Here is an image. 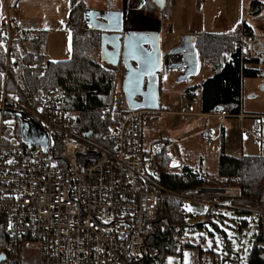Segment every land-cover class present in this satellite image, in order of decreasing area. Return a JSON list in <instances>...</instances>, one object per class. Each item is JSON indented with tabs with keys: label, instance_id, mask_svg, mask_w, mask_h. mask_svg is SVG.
Wrapping results in <instances>:
<instances>
[{
	"label": "built area",
	"instance_id": "2783aa9c",
	"mask_svg": "<svg viewBox=\"0 0 264 264\" xmlns=\"http://www.w3.org/2000/svg\"><path fill=\"white\" fill-rule=\"evenodd\" d=\"M236 34L244 46V24ZM15 35L7 13L0 25V254L6 260L10 255L19 264H141L164 199L179 201L181 215L187 216L185 204L195 203L206 205L212 216L243 198L239 187L206 173L198 177L200 186L179 193L161 187L155 180L158 157L168 150L171 173H178L179 160L173 142L145 147L146 111L132 112L111 126L103 135L104 145L94 135L85 138L78 120L63 107V86L29 89ZM249 58L242 52V60ZM10 110L39 124L48 134V145L23 142L20 121ZM213 118H250L255 124L246 132L256 137L264 126V114L221 110L204 115L205 139L211 136ZM256 204L244 210H256L257 245L264 249V196ZM184 253L189 254L187 264H224L196 248L167 255L161 264H170L169 258L171 264L176 259L184 264Z\"/></svg>",
	"mask_w": 264,
	"mask_h": 264
},
{
	"label": "trees",
	"instance_id": "16d2710c",
	"mask_svg": "<svg viewBox=\"0 0 264 264\" xmlns=\"http://www.w3.org/2000/svg\"><path fill=\"white\" fill-rule=\"evenodd\" d=\"M148 3V0H144L142 4V10L145 12H151ZM159 7L162 18L166 21L171 10L170 1L163 0ZM87 10V0H71L67 28L72 34V56L67 61L52 62L47 59L43 52L46 42L44 33L22 32L20 39L16 36L14 45L16 50L19 43L26 49L23 54V66L29 89L35 92L49 91L63 86L67 91L63 107L67 112L76 115L80 133L92 132V139L104 145L103 135L114 125L113 122L124 115L127 116L130 111L122 108V92L118 90L121 73L107 69L100 59L101 33L87 30L84 26V13ZM248 12L260 16L264 12V3L253 1ZM244 26L245 37L253 38L252 27L246 23ZM239 42L240 38L235 34L203 33L197 38V50L204 61L212 64L214 75L203 81L200 86L187 90L186 97L190 103H194V92L201 89L202 114L217 112L220 108L231 114H240V96L244 80L258 78L262 74L261 70L255 69L262 60L261 56L242 60ZM1 53L2 51L0 57ZM161 142L153 145L157 146ZM170 161L168 150L162 151L158 157L155 178L161 187L179 193L201 185L198 177L205 174L204 172L182 166L180 173H171L168 170ZM215 177L225 178L227 185L242 190L243 198L232 201L231 206L242 209L256 208V200L264 196V157L235 158L227 155L223 146L218 161V175ZM181 205L176 199H164L160 214L148 232L147 251L141 264H161L167 255L182 253L184 249L189 248L200 249L203 253L214 256L212 251L191 246L184 240L188 218L179 214ZM247 225L243 222L239 227L242 229ZM223 238L226 250L231 251L225 235ZM259 239L260 235L256 233L248 264H264V249L257 245ZM214 257L218 263L228 264L230 261L226 255L223 260L219 254ZM2 264H19V259L8 255Z\"/></svg>",
	"mask_w": 264,
	"mask_h": 264
},
{
	"label": "rangeland",
	"instance_id": "374dc122",
	"mask_svg": "<svg viewBox=\"0 0 264 264\" xmlns=\"http://www.w3.org/2000/svg\"><path fill=\"white\" fill-rule=\"evenodd\" d=\"M207 1H210V5L212 4V6L215 7L214 14L210 15L208 14L209 10L207 4L204 8V18L209 22L213 21L212 26L208 28L209 31L213 34H220L228 33L232 29L236 28L234 30L235 34L237 29L242 24L246 23L248 26L252 27L254 37L250 39L245 38V45L243 48L249 53L250 57H256L257 55H255L253 51L254 48L259 47L261 50L263 47L262 45H264V12L260 16H254V14L248 12V8L253 1H260L264 3V0ZM11 2L12 0H10V3ZM148 2V6H150L149 10L151 12H156L158 7L156 6L155 0H148ZM87 3L88 10L95 11H119L122 10L123 7H127L124 0H87ZM130 18L131 15H129L128 18L129 21ZM237 19H240L238 26L236 24ZM55 39L56 36L52 34L49 38L47 46L48 53L54 52L53 50H58L59 48L64 49L60 45L55 44ZM71 45L72 43H69L70 52L66 48L69 56L66 57L64 61L71 58ZM163 47H165L164 49H167L165 45ZM0 51L2 50L0 49ZM25 51L26 49L23 44L19 43L18 52L23 55L25 54ZM63 52L65 53L66 51ZM263 59L264 57H262L260 64H258V68L261 69L262 73H264ZM103 65L107 69L119 71L122 74L118 90L122 92V108L126 110L127 107L124 102V94L122 91L124 69H119V67L113 68L105 63H103ZM201 67L202 69L199 75L196 76L195 80H191L190 83L181 81L176 84L173 79L164 82L163 90L160 92L159 110L163 108H170L169 111L174 112H179V109H181L187 113H191V115L198 113V107L196 104L198 99L194 103L195 109L190 110L189 112V108L187 107L188 102L186 98V90L196 82L198 83V81H201L212 74L211 65H207L202 62ZM245 88L248 89V86ZM251 94H254V96L252 98H248ZM199 95L200 94L198 93V96ZM249 95H246V101L253 99L264 100V93H262L260 89H257V91L254 90V92ZM159 110L156 112L151 111L146 114L144 130L145 147H154L155 145L153 144L158 142V140L162 142L169 140L175 143V152L178 149L182 163L185 166H189L194 171H202L210 176H216L218 173V160L223 146L228 147L227 154H232V156H239L241 149L240 145L244 146L246 152L245 154L247 156H264V145L260 144V142L263 141L258 139V137L264 139V126H262L258 137L251 136L244 131H235L236 140L234 141L231 137L226 139V137L221 133L222 125L226 126L228 123H232L229 122V118H214L211 120L210 124L211 136L209 139H205L203 135L200 134L203 131L204 126L202 124V118L199 115H168L166 111L160 112ZM73 115L76 117L75 114ZM125 116L126 115L117 119L113 122V124L124 120L127 117ZM236 127L238 128V125H236ZM245 127L247 130H251L250 128L252 126L249 128L245 125ZM184 209L188 218L184 231V240L187 243L191 246L199 247L202 250H210L214 253V256L218 257L219 254L221 260L225 258V255L228 256V259L230 260L228 264H248L254 237L259 231V217L257 216L256 210H244L240 207L237 208L230 205L227 206V208H222L215 215L209 216L207 206L203 204L187 203L184 205ZM243 222H246L248 225L246 228L241 229L239 225ZM229 232L232 233L231 238L228 236ZM224 235L228 241L229 247L231 248V252L235 253L237 256H231L228 254L223 241ZM217 238L220 240L219 246L216 243ZM233 240H235V244H233ZM209 241H211V247H209ZM173 262L179 264V260L177 259L173 260Z\"/></svg>",
	"mask_w": 264,
	"mask_h": 264
},
{
	"label": "crops",
	"instance_id": "0c3cea01",
	"mask_svg": "<svg viewBox=\"0 0 264 264\" xmlns=\"http://www.w3.org/2000/svg\"><path fill=\"white\" fill-rule=\"evenodd\" d=\"M15 1L16 0H12V2L10 3V0H0V25L3 23L8 13V15L10 16L13 22V25L16 27L17 39H20L22 32L23 33L32 32L35 34L44 33L46 36V42L44 45L43 52L47 57V59L52 62L64 61L66 57L69 56L68 55L69 43H72V34L70 30L67 28V22L69 20V16L71 12V0H17L16 2ZM169 1H170L171 10L169 15L167 16L166 21L163 20L161 15L162 12H160L159 9H157L156 12H145L144 10H142V4L144 0H124V3H126L127 7L125 6L122 8V10H124L125 8L124 14L126 20L128 19L129 15H131L129 23L132 25V27H130V29L128 28L129 30L127 29V31L160 33L161 47L164 53H172L184 47L185 43H188L190 41L194 42V50L196 53L193 63L195 65V68L190 69L188 62L186 63L183 70L181 68L179 69L178 67L168 68L169 69L167 74L168 78L167 77L164 78L160 92H162L163 90L164 82L170 79H173L176 84H178V82L181 81L185 83H190L191 80H195L196 76H198L199 73L201 72L202 62L212 66L211 63H208L202 59L200 52H198L197 50L196 41L197 38L203 33L213 34L208 29L210 26H212L213 21L209 22L204 18V8L207 4L209 10L208 14L210 15V14H214L215 7H213L212 4L210 5V1L208 2L207 0H169ZM239 23H240V19H237L236 20L237 26L239 25ZM235 29H232L230 31L231 33L230 32L220 33V35L221 34L233 35ZM52 34L56 36L55 44L60 45L64 49L59 48L58 50H53L54 52L48 53L47 46L49 43V38ZM164 45L167 47V49H164L165 48L163 47ZM63 51L66 52L64 53ZM176 54L178 53H175V55ZM196 57L198 59V63H196ZM188 69L190 72L185 73V70L188 71ZM255 69L261 70L258 68V66ZM211 72L212 74L209 77L201 81H198V83L196 82L191 87H188L187 90H190L193 87L200 86L203 83V81L212 77L214 75L213 66L211 67ZM263 83H264V77H262V75H260V77L258 78H251L244 80L243 89H242V99H241L242 107L240 111L244 115L264 114V100L253 99L250 101H246V95L253 93L254 90L257 91V89H259V87ZM247 86L248 89L245 88ZM198 93L200 94L199 95L200 97L198 96ZM194 95H195L194 103L198 99V102L196 103L198 107L197 114L191 115V113H187L181 109H179V112L169 111L170 108H163L160 109L159 111L160 112L166 111L168 115H173V114H179L182 116L199 115L202 118V124H203L204 121L203 117L206 114H202L201 111V105H202L201 89H197L194 92ZM253 96L254 94H251L248 96V98H252ZM187 102H188L187 107L189 108V112L190 110H194L195 109L194 103H190L188 99ZM219 110L221 111L222 108H220ZM217 119H221V118H217ZM229 122L232 123H228V125L226 126L224 125L221 126V133L226 137V139H229L231 137L234 141L236 140L235 131L240 130L241 132L242 131L246 132L247 128L245 127V125L249 128L252 126L250 128L252 129L255 124V121H253L250 118H245L244 120H241L239 118L238 119L234 118V119H229ZM236 125H238V128L236 127ZM166 141L171 142L169 140ZM260 144L264 145V139L263 142H260ZM240 147L241 149L239 152L240 153L239 156H232V154L230 155L227 154L228 147H225L226 154L235 158H241L244 156L258 157V156H247L245 154L246 152L244 146L240 145ZM176 157L179 160L178 162L179 165L178 173H179L182 170V166L185 165L180 160L178 149L176 150Z\"/></svg>",
	"mask_w": 264,
	"mask_h": 264
},
{
	"label": "water",
	"instance_id": "95a60500",
	"mask_svg": "<svg viewBox=\"0 0 264 264\" xmlns=\"http://www.w3.org/2000/svg\"><path fill=\"white\" fill-rule=\"evenodd\" d=\"M155 2L162 3L163 0ZM124 13V10H87L84 13L85 28L102 32L101 61L114 68L121 66L124 69L122 91L127 108L130 111L158 110L162 82L169 71L167 66L163 67L160 33L126 32ZM262 46L261 51L264 50V45ZM261 75L264 77V73ZM259 89L264 93V83ZM137 98H141V101ZM10 113L20 119L23 142L43 147L48 145V134L39 124L25 113ZM92 135L90 132L84 134V137L89 138ZM228 254L237 256L233 252ZM5 260L6 256L1 255L0 263Z\"/></svg>",
	"mask_w": 264,
	"mask_h": 264
},
{
	"label": "flooded vegetation",
	"instance_id": "af4514ba",
	"mask_svg": "<svg viewBox=\"0 0 264 264\" xmlns=\"http://www.w3.org/2000/svg\"><path fill=\"white\" fill-rule=\"evenodd\" d=\"M157 1H159V0H157ZM157 3H156V6L158 7L159 3L158 4ZM124 12H125V8H124ZM129 22H130L129 19H127V20L125 19V23H126L125 30H126V32H127L128 28L130 29V27H132V25ZM127 24H128V26H127ZM128 32H130V31H128ZM100 33L102 35V32H100ZM253 51H254L255 55H260L261 59H262V57H264V50L261 51L259 49V47L254 48ZM162 53L164 56L163 57V67H165V66H168V68L178 67L179 69L181 68L183 70L186 63L188 62L190 69L195 68V65L193 62H194L196 52L194 50V42H192V41L185 43L184 47L175 51L174 54L173 53H164L163 51H162ZM175 53H178V54L175 55ZM119 69H123V68L120 66ZM186 72L187 73L190 72L189 69H188V71L185 70V73ZM123 76H124V72H123ZM137 100L141 101V98H137ZM159 105H160V103H159Z\"/></svg>",
	"mask_w": 264,
	"mask_h": 264
},
{
	"label": "bare ground",
	"instance_id": "6f19581e",
	"mask_svg": "<svg viewBox=\"0 0 264 264\" xmlns=\"http://www.w3.org/2000/svg\"><path fill=\"white\" fill-rule=\"evenodd\" d=\"M84 26H85V24H84ZM235 35L236 36H238L236 33H235ZM15 37H16V35H15ZM15 37H14V39H15ZM239 44H240V42L238 43V47H240L241 48V50H242V52H244L245 50H244V48H243V46H239ZM101 45V44H100ZM1 48V47H0ZM2 50V49H1ZM17 52H18V50H16ZM21 54V53H20ZM22 55V54H21ZM250 56V55H249ZM104 63V62H103ZM106 64V63H105ZM106 65H108V64H106ZM108 66H110V65H108ZM112 67V66H111ZM114 68V67H113ZM123 82V81H122ZM241 99H242V95L240 96V101H241ZM127 107V106H126ZM159 108H160V105H159ZM127 110H129L128 108H127ZM159 110V109H158ZM11 111V110H10ZM10 111H9V113H10ZM130 111V110H129ZM139 111H146V112H151V111H157V110H139ZM16 112V111H15ZM132 112H138V111H130V113H132ZM19 113H22V112H19ZM129 113V114H130ZM11 114V113H10ZM12 116H14V117H16L19 121H20V119L17 117V116H15V115H12ZM72 116H74L73 114H72ZM75 117V116H74ZM76 118V117H75ZM77 119V118H76ZM20 124H21V122H20ZM86 134V133H85ZM94 135V134H93ZM92 135V136H93ZM91 136V137H92ZM90 138V137H89ZM1 255H4V254H0V256ZM30 264H32V263H30Z\"/></svg>",
	"mask_w": 264,
	"mask_h": 264
},
{
	"label": "snow or ice",
	"instance_id": "6c2138e0",
	"mask_svg": "<svg viewBox=\"0 0 264 264\" xmlns=\"http://www.w3.org/2000/svg\"><path fill=\"white\" fill-rule=\"evenodd\" d=\"M6 123H11V122H6ZM9 163H11V162H9ZM10 227H11V225H9V228H10ZM228 236L231 238L232 233L229 232V233H228ZM216 243H217V245L219 246V244H220V240H219V238H217ZM235 243H236L235 240H233V244H235ZM209 247H211V241H209ZM245 251H246V249H245ZM169 259H170V264H171V258H169ZM187 261H188V253H184V264H187Z\"/></svg>",
	"mask_w": 264,
	"mask_h": 264
}]
</instances>
